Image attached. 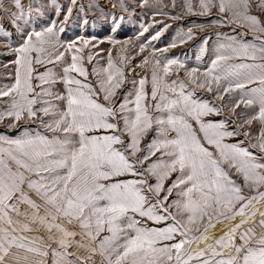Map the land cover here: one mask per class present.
<instances>
[{"label": "snow or ice", "instance_id": "1", "mask_svg": "<svg viewBox=\"0 0 264 264\" xmlns=\"http://www.w3.org/2000/svg\"><path fill=\"white\" fill-rule=\"evenodd\" d=\"M134 2L152 19L121 41L124 0H49L39 30L20 22L43 6L0 0L21 34L0 84V123L17 130L0 134V264H264V0ZM74 14L111 34L62 41ZM157 14L230 31L188 67L167 53L205 25L157 48L171 27Z\"/></svg>", "mask_w": 264, "mask_h": 264}, {"label": "rangeland", "instance_id": "2", "mask_svg": "<svg viewBox=\"0 0 264 264\" xmlns=\"http://www.w3.org/2000/svg\"><path fill=\"white\" fill-rule=\"evenodd\" d=\"M23 2L27 5L28 3H32L34 7L43 6L44 14H36L33 13L31 17V23H28L27 19L25 21L20 22L21 28L28 27L36 28L39 30L40 28L44 27L52 18L54 17V13L48 7L49 0H23ZM59 3L64 4L66 0H58ZM81 3L87 6L89 0H80ZM101 7L105 8V10H109L110 5L108 4V0H98ZM125 3L131 6L130 11L131 14L127 15V18L124 20L122 26L115 34L117 39L123 41L127 38H134L141 30L142 25H144L145 21H151L153 13L141 9L137 6L134 0H124ZM165 3H169V0H165ZM179 3V0H178ZM5 6L8 5V0H4ZM117 13L121 11V9H116ZM166 11L172 12H182V9L177 8L173 10L171 7L167 8ZM99 14H88V19L91 21L93 19H98ZM157 20H164L166 23L170 24L171 27L164 33L159 41L154 42L155 47L163 48L165 45L169 43V41L176 35L177 32L184 30L186 31L193 23L195 24H203L205 25V29L201 31L198 28H193V31L196 33V38L192 41L187 42L182 46H178L174 49H171L170 52L167 53L169 57L179 56V58L185 61L188 67L200 65L203 67L204 65L210 62L212 56V45L216 41L215 32L222 31V32H229V28H218L217 26L213 25L211 20L212 18L207 17H199V16H185L182 20H172L165 16L156 15L155 17ZM64 33L61 34V40L67 41L71 39H75L77 36H96L101 39L105 38L106 36L110 35V25L104 23L103 21H99L98 23L93 26L91 23L88 24L87 27L83 26L82 24V16H78L76 14L73 15V18L69 21L68 24L65 26ZM157 29L162 27L161 25L156 26ZM6 31L10 35L5 37L2 33ZM154 34L151 32L147 35ZM210 36V44H209V51L207 53H201V41L205 36ZM248 39H251V35L248 36ZM21 41V34L20 31L11 23V21L0 13V84H7L10 83L11 80L8 77V73H14V67L9 63L14 59V56L10 53L8 49H6L5 44H11L12 46L17 45ZM102 48L105 50L111 47L108 43H103L101 45ZM138 48V45H137ZM197 56H201V60H197ZM140 62V58H137L136 63ZM4 65H9L8 68H5ZM180 77L183 78V72H180ZM59 87V86H58ZM200 95L205 96L209 100L212 97L207 93H200ZM216 104H220V101H215ZM243 109H237V113L241 112ZM222 117H217L220 119ZM230 119H235V117H229ZM5 123H0V134L8 135V136H15L17 135V130H9L6 127ZM28 127H34L33 125L26 124Z\"/></svg>", "mask_w": 264, "mask_h": 264}]
</instances>
